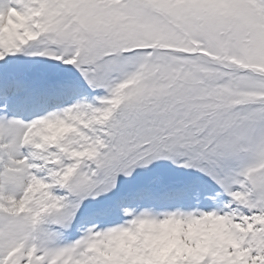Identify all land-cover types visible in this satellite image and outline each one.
I'll return each instance as SVG.
<instances>
[{
  "label": "snow or ice",
  "instance_id": "1",
  "mask_svg": "<svg viewBox=\"0 0 264 264\" xmlns=\"http://www.w3.org/2000/svg\"><path fill=\"white\" fill-rule=\"evenodd\" d=\"M0 264H264V0H0Z\"/></svg>",
  "mask_w": 264,
  "mask_h": 264
}]
</instances>
